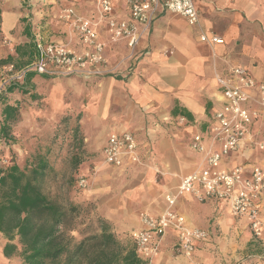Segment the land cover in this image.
I'll return each mask as SVG.
<instances>
[{"label":"crops","instance_id":"obj_1","mask_svg":"<svg viewBox=\"0 0 264 264\" xmlns=\"http://www.w3.org/2000/svg\"><path fill=\"white\" fill-rule=\"evenodd\" d=\"M65 1L66 6L73 3L78 13L96 19L94 0ZM113 2L114 18H126L125 0ZM8 4V9L0 12V35L4 38L0 59L10 56L20 68L33 61L34 31L50 14L34 12L35 16L26 18L13 11L11 0ZM195 6L203 32L220 38L222 43L202 41L195 25L161 8L141 36L134 56L122 63L117 74L102 79L104 88L108 84L112 88L109 97L125 108L123 116L113 119L110 133L131 132L140 155L166 172L157 176L151 169L127 162L120 167L106 165L104 174L110 171L129 178L120 194L111 195L110 206L97 202L110 222L107 230L125 248L133 247L130 233L141 227L139 214L157 217L165 211V196L176 195L180 178L199 163L200 155L190 145L194 135L206 132L214 111L222 105L216 79L238 65L255 82L264 83V0H196ZM41 27L43 31L38 34L45 41H70L72 48H82L69 28ZM97 31L107 65L124 59L129 51L126 40L111 41L105 21L98 24ZM103 94L106 96V91ZM251 94L257 97L259 92L253 89ZM180 118H184L183 123H179ZM263 144L264 112L251 121L248 134L236 150L222 156L219 166H244L246 173L251 165L264 170ZM261 201L264 205V192ZM171 209L188 226L203 229L208 236L195 241L193 253L187 256L177 249L176 232L167 230L153 264H258L264 256V236L257 239L251 235L247 220L234 218L226 202L200 200L184 193L176 195ZM5 241L0 233V264L12 261L2 253Z\"/></svg>","mask_w":264,"mask_h":264},{"label":"built area","instance_id":"obj_2","mask_svg":"<svg viewBox=\"0 0 264 264\" xmlns=\"http://www.w3.org/2000/svg\"><path fill=\"white\" fill-rule=\"evenodd\" d=\"M195 1L125 0L127 17L121 20L113 16V0H94L96 19L78 13L73 3L69 4L59 11L58 17L77 36L82 48H72L70 41H45L35 34L33 61L20 68H15L13 63L4 65L0 73V92L11 83H23L29 72L84 78L102 75L107 60L98 39L97 26L101 21H105L111 41L126 40L131 56L161 8L183 17L190 25L199 26ZM200 39L208 44L222 43L220 38L208 37L203 30L200 31ZM216 81L221 87L222 105L214 111L213 121L206 132L193 136L190 147L200 155V160L191 173L180 178L176 195L189 193L200 200L226 202L230 214L234 218H245L251 234L261 239L264 236V205L261 201L264 170L258 165H251L246 173L244 166L225 169L219 164L223 155L238 148L249 132L251 121L264 112V83L255 82L238 65ZM253 89L259 92L257 97L251 94ZM178 121L183 123L184 118ZM216 145L219 146L218 150L214 149ZM101 155L105 165L114 167H120L125 162L133 165L142 163L135 136L128 131L110 133ZM78 185L86 187V180L80 177ZM176 195L165 196L167 208L157 217L145 212L139 214L141 227L133 230L130 238L143 264H153L160 242L169 229L177 234L178 251L187 256L193 253L195 241L208 236L207 231L188 226L184 218L171 209Z\"/></svg>","mask_w":264,"mask_h":264},{"label":"trees","instance_id":"obj_3","mask_svg":"<svg viewBox=\"0 0 264 264\" xmlns=\"http://www.w3.org/2000/svg\"><path fill=\"white\" fill-rule=\"evenodd\" d=\"M11 61L10 56L0 59V70ZM36 75L52 77L29 72L23 83H11L6 92L17 89L28 93ZM0 103V137L8 142L11 124L19 120V108L8 104L3 95ZM79 120L77 114L70 125L69 118L63 117L64 126L56 127L44 152L38 151L22 164L12 154L0 167V233L6 240L2 253L12 260L9 264H143L133 247L125 248L101 225L93 202H76L69 197L82 172L77 152L83 144ZM65 144H70L72 151L68 161L58 153ZM45 183H51L54 190L44 189ZM64 184L67 197L61 192Z\"/></svg>","mask_w":264,"mask_h":264},{"label":"rangeland","instance_id":"obj_4","mask_svg":"<svg viewBox=\"0 0 264 264\" xmlns=\"http://www.w3.org/2000/svg\"><path fill=\"white\" fill-rule=\"evenodd\" d=\"M9 1L0 0V12L8 9ZM65 3V0H11L10 6L14 12L25 15L26 18L32 17L34 12H49L50 16L44 17L45 20H40L41 22L34 31V34H38L39 30L43 31L44 27L41 26L44 25L46 28L50 26L59 28V30L64 26L68 28L58 17L59 11L66 6ZM194 28L202 30L201 25H195ZM3 40L4 38L0 35V44L3 43ZM129 54L130 52L127 51L125 58L113 65H107L106 62L103 67L104 73L99 76L88 78L52 76L46 78L36 75L31 80V88L26 94L17 89L7 93L6 89L9 85H6L0 92V96L3 95L8 104L17 105L19 108V120L11 124L12 136L10 140L7 142L0 137V167L5 166L12 154H16V160L22 164L27 157L36 155L38 151L44 152L56 127L64 126L65 123H61L62 118H69L71 125L74 123L76 115L80 114L79 124L83 144L77 152L81 156L80 168H82V172L69 197L76 202H93L95 211L102 220L101 225L107 228L111 227L110 222L107 216L99 210L97 202L102 203L105 207L110 206L112 204L110 198L124 190L123 187L128 184L129 178L110 171L104 174L106 165L102 162L101 145L110 134L113 119L116 120L123 116L125 108L120 107L116 104V100L109 97L112 88L109 84L104 88L102 79L117 74L122 63L134 56L135 53L133 51L131 56ZM10 63H13L17 68L18 62L15 59ZM251 72L254 74L252 70ZM105 91L106 96H103ZM33 95L35 97H32ZM1 109L2 104L0 103V124L2 122ZM69 145L65 144V148L58 151L60 156L66 157L67 161L72 152ZM67 148L69 151L66 150ZM141 161L142 163L137 166L151 169L157 176L166 174L165 170L150 164L144 155H141ZM56 164L57 166L61 165L59 159L56 160ZM67 165L70 168V162H67ZM70 172L71 169H68V173ZM80 177L86 180L87 185L84 188L78 185ZM44 189L54 190L51 183H45ZM61 192L64 197L67 195V185L62 186ZM103 201L107 203H103ZM125 235L122 238L126 242L127 236ZM257 263L264 264V256L258 259Z\"/></svg>","mask_w":264,"mask_h":264}]
</instances>
